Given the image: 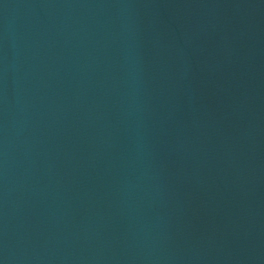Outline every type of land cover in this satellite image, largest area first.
Here are the masks:
<instances>
[{
  "label": "water",
  "instance_id": "obj_1",
  "mask_svg": "<svg viewBox=\"0 0 264 264\" xmlns=\"http://www.w3.org/2000/svg\"><path fill=\"white\" fill-rule=\"evenodd\" d=\"M0 264H264V0H0Z\"/></svg>",
  "mask_w": 264,
  "mask_h": 264
}]
</instances>
